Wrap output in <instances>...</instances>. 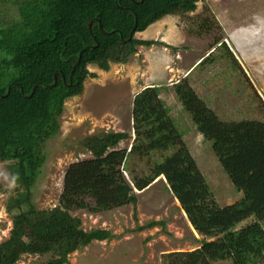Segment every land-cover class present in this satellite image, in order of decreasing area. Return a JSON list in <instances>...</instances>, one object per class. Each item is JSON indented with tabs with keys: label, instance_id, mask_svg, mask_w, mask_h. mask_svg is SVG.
I'll use <instances>...</instances> for the list:
<instances>
[{
	"label": "trees",
	"instance_id": "16d2710c",
	"mask_svg": "<svg viewBox=\"0 0 264 264\" xmlns=\"http://www.w3.org/2000/svg\"><path fill=\"white\" fill-rule=\"evenodd\" d=\"M199 1L0 0V6L12 4L18 13L6 25L1 19L0 25V163L6 164L17 185V193L8 201L15 226L10 238L0 243V264H16L31 244L38 253L53 255L45 264H68L73 252L93 240L114 236L109 229L85 230L71 210L97 212L135 204L134 189L143 190L160 176L202 235L199 248L165 253L163 264L220 260L264 264V120L221 119L187 78L174 85L177 98L198 133L212 142L223 171L243 192L242 198L219 204L161 97L162 87L149 86L133 101L135 138L130 150L107 153L129 138L128 132L87 136L82 144L95 158L69 165L58 205L38 209L35 204L51 156L49 142L60 133L66 101L81 95L85 80L97 76L89 66L109 71L113 63H126L138 46L156 43L135 37L136 32L166 16H186L197 9ZM55 75L56 84L49 86ZM155 153L159 158L149 171L133 175L131 159L140 161ZM124 169L130 171L133 185L127 183ZM250 218L253 221L241 226Z\"/></svg>",
	"mask_w": 264,
	"mask_h": 264
},
{
	"label": "rangeland",
	"instance_id": "374dc122",
	"mask_svg": "<svg viewBox=\"0 0 264 264\" xmlns=\"http://www.w3.org/2000/svg\"><path fill=\"white\" fill-rule=\"evenodd\" d=\"M15 10L12 4L0 6V25L2 20H6L4 25L10 23L18 14ZM162 20L145 35L146 40L156 43L138 46L126 63H113L109 71L90 65L97 76L85 80L81 95L66 101L60 133L49 142L51 156L35 197L38 209L52 208L61 202L65 174L71 163L95 158L82 144L87 136L128 132L130 137L107 153L131 148L135 138L133 101L137 93L149 86L162 87L161 97L183 131L219 204L224 206L242 198L243 192L234 187L223 171L212 142L203 139L196 130L191 115L177 98L174 85L187 78L225 121L264 120V0H202L186 16H166ZM200 55L206 59L195 65L187 77L192 71L190 66ZM157 158L159 153L140 161L131 159L133 175L146 174ZM123 175L133 185L130 171L124 169ZM16 187L9 169L1 162L0 243L10 238L15 226L8 201L17 193ZM134 190L138 199L135 204L97 212L88 208L71 210L72 215L81 218L85 230L109 229L114 236L93 240L73 252L68 264H163L165 253L192 251L201 246L202 235L188 220L164 176L143 190ZM154 221L157 224L148 227ZM52 256L38 253L31 244L16 264H45ZM213 264L233 263L220 260Z\"/></svg>",
	"mask_w": 264,
	"mask_h": 264
},
{
	"label": "crops",
	"instance_id": "0c3cea01",
	"mask_svg": "<svg viewBox=\"0 0 264 264\" xmlns=\"http://www.w3.org/2000/svg\"><path fill=\"white\" fill-rule=\"evenodd\" d=\"M166 18V17H165ZM165 18H163V19H165ZM163 20H160V21H158V22H156L155 24H157V23H160V22H162ZM155 24H153V25H151L147 30H145V31H143V32H138V33H136V36H139V38L140 39H145V35L146 34H148V32L155 26ZM154 29H156V27H154ZM155 32H156V30H155ZM197 37H195V38H192V40H195ZM210 52V51H209ZM214 52V51H213ZM210 54V53H209ZM204 56H199V58H197L196 60H195V62H194V64L192 65V66H190V70L192 69V71L187 75V77L194 71L193 70V68L195 67V65H197L200 61H201V59L203 58Z\"/></svg>",
	"mask_w": 264,
	"mask_h": 264
},
{
	"label": "water",
	"instance_id": "95a60500",
	"mask_svg": "<svg viewBox=\"0 0 264 264\" xmlns=\"http://www.w3.org/2000/svg\"><path fill=\"white\" fill-rule=\"evenodd\" d=\"M137 21H138V18H137V16H136V22H135V27H134V29H135L136 26H137ZM91 25H92V21L89 22V29H90V31H91V33H92V27H91ZM92 34H93V33H92ZM81 56H82V52L80 53V56H79V59H78L77 63H76V64L73 66V68H72L71 75H70V80H71V81H72L73 73H74V71H75V69H76L78 63L80 62ZM56 81H57V75H55V81H54L52 84H50L49 86H53V85H55V84H56ZM38 84H40V83H38ZM38 84H37V85H38ZM37 85H36V86H37ZM34 89H35V87L33 88V90H34Z\"/></svg>",
	"mask_w": 264,
	"mask_h": 264
},
{
	"label": "clouds",
	"instance_id": "9594fccd",
	"mask_svg": "<svg viewBox=\"0 0 264 264\" xmlns=\"http://www.w3.org/2000/svg\"><path fill=\"white\" fill-rule=\"evenodd\" d=\"M164 18H165V17H164ZM162 19H163V18H162ZM162 19H160V20H162ZM160 20H158V21H160ZM158 21H157V22H158ZM155 23H156V22H155ZM155 23H153V24H155ZM153 24H151V25H153ZM151 25H150V26H151ZM150 26H149V27H150ZM149 27H148V28H149ZM148 28H147V29H148ZM147 29H146V30H147ZM136 33H138V32H136ZM136 33L134 34L135 37H136ZM137 38H138V37H137ZM210 54H211V53H210ZM200 62H201V61H200ZM200 62H199V63H200ZM129 150H130V149H129ZM182 210H183V209H182Z\"/></svg>",
	"mask_w": 264,
	"mask_h": 264
},
{
	"label": "bare ground",
	"instance_id": "6f19581e",
	"mask_svg": "<svg viewBox=\"0 0 264 264\" xmlns=\"http://www.w3.org/2000/svg\"><path fill=\"white\" fill-rule=\"evenodd\" d=\"M163 177V176H162Z\"/></svg>",
	"mask_w": 264,
	"mask_h": 264
}]
</instances>
